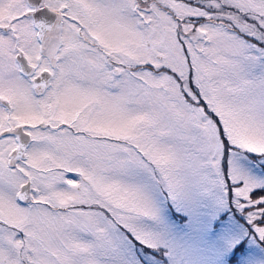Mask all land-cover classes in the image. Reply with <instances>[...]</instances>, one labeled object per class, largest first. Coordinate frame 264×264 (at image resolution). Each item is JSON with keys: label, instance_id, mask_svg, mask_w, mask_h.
<instances>
[{"label": "snow or ice", "instance_id": "obj_1", "mask_svg": "<svg viewBox=\"0 0 264 264\" xmlns=\"http://www.w3.org/2000/svg\"><path fill=\"white\" fill-rule=\"evenodd\" d=\"M0 264H264V0H0Z\"/></svg>", "mask_w": 264, "mask_h": 264}]
</instances>
